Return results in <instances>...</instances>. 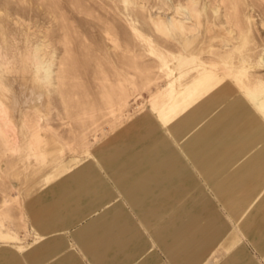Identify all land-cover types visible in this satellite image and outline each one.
I'll use <instances>...</instances> for the list:
<instances>
[{
	"label": "rangeland",
	"instance_id": "obj_1",
	"mask_svg": "<svg viewBox=\"0 0 264 264\" xmlns=\"http://www.w3.org/2000/svg\"><path fill=\"white\" fill-rule=\"evenodd\" d=\"M68 178L114 181L174 246L199 221L204 264H264V0H0L2 239Z\"/></svg>",
	"mask_w": 264,
	"mask_h": 264
},
{
	"label": "crops",
	"instance_id": "obj_2",
	"mask_svg": "<svg viewBox=\"0 0 264 264\" xmlns=\"http://www.w3.org/2000/svg\"><path fill=\"white\" fill-rule=\"evenodd\" d=\"M214 155L208 161L211 171L223 164ZM41 187L25 201L29 228L18 233L20 240L5 241L2 236L11 234L0 233V264H204L207 260V248L193 249L204 225L185 222L175 231L174 246L170 234H161L160 217L133 210L114 181L55 179ZM217 188L225 191L230 185L218 183ZM138 189L144 190L145 183ZM161 236L168 238V244L161 243Z\"/></svg>",
	"mask_w": 264,
	"mask_h": 264
},
{
	"label": "bare ground",
	"instance_id": "obj_3",
	"mask_svg": "<svg viewBox=\"0 0 264 264\" xmlns=\"http://www.w3.org/2000/svg\"><path fill=\"white\" fill-rule=\"evenodd\" d=\"M178 32V31H177ZM179 34V33H178ZM181 34V33H180ZM219 112V111H218Z\"/></svg>",
	"mask_w": 264,
	"mask_h": 264
}]
</instances>
